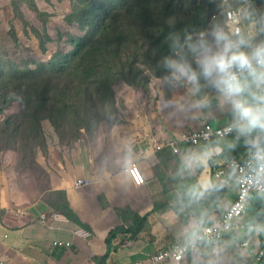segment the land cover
<instances>
[{
  "label": "crops",
  "instance_id": "1",
  "mask_svg": "<svg viewBox=\"0 0 264 264\" xmlns=\"http://www.w3.org/2000/svg\"><path fill=\"white\" fill-rule=\"evenodd\" d=\"M252 1V9L264 13V0ZM168 89V94L155 91L141 96L143 110L135 111L126 137L120 138L121 143L125 141L120 146L124 165L116 160L110 165L108 151L104 149L101 155L102 146L86 151L79 144L76 155L63 148L56 165L50 161L42 165L50 173L47 191L35 194L22 191L11 162L0 163V264H147L153 254L185 238L193 222H201L203 228L225 213L236 199L238 186L232 170L220 177L217 173L232 157H246L243 137L237 139L234 131L213 141L220 144L222 152L212 158L208 168L181 169L180 156L204 144H182L179 153L166 146L158 150L157 146L207 122L227 125L231 114L215 103L186 111L164 106L166 100L183 92L182 88ZM139 154L146 183L135 188L124 169ZM206 177L217 187L202 197H190V189ZM79 180L90 183L78 186ZM49 186L51 192L65 193L83 226L52 208L45 197ZM250 225L264 228V194L251 197L240 231L226 235L216 245L200 244L180 264H194V258L197 264H264V257L258 259L264 252V230ZM58 240L72 245L53 246Z\"/></svg>",
  "mask_w": 264,
  "mask_h": 264
},
{
  "label": "rangeland",
  "instance_id": "2",
  "mask_svg": "<svg viewBox=\"0 0 264 264\" xmlns=\"http://www.w3.org/2000/svg\"><path fill=\"white\" fill-rule=\"evenodd\" d=\"M96 1H99L96 5L98 12L104 0H0V129L5 126L3 121L9 116H15V119L20 121L18 115L21 107L15 99L16 91L19 88L29 91L26 85L33 80H19L27 75L28 70L37 68L33 79L38 81L45 77L46 72L52 70H62L63 75L75 80L82 78L80 71L71 75L75 72L74 69L77 70L78 64L77 61L72 63V58L79 44L89 41V36L99 33L93 12ZM107 1L109 3V0ZM199 2L201 3V0ZM187 3L192 4L191 0ZM156 4L159 9H163V0H116L115 8H110L113 11L125 9L133 12L137 20L142 22L144 14L150 13ZM179 10L180 16L187 13V10ZM173 11L177 13L175 9ZM216 14L221 18V12ZM204 16L202 14L200 17ZM175 19L176 15H173L170 21ZM210 22L192 30L206 29ZM139 33L140 30L138 37ZM120 37H129L128 30L118 31L104 43L113 44ZM96 50L97 47L95 52ZM136 50L137 47L133 43H124L119 52L121 58L116 60V64L122 67L132 59ZM135 64L139 71L136 79L135 72L132 74L128 67L124 74L115 70L113 75L108 76V82L113 89L110 92L112 96L102 94L105 90L100 87L101 83L98 81L92 80L84 95L81 94L83 90L77 93L73 90L75 84L68 94V101L74 107L82 105L78 117L73 110H69L67 115L61 114L63 117L55 122L48 118L42 119L44 141L41 136L38 142L22 145L24 141L18 134L9 139L0 137V163L8 165L11 162V169L16 170L18 185L22 191L35 194L47 191L46 181L49 182L50 173L45 172L42 165H46L48 161L56 165V162L60 161L59 153L62 154L60 150L63 148L76 155L79 144L85 147L86 151L94 145L102 146L104 148L101 155H104V149L108 151L110 165L115 163V160L124 165L125 156H120V146H123L125 141L121 143L120 138L126 137L128 132L125 130L129 127V121L135 111L143 110L141 96L147 97L155 91L169 93L168 87L160 82L163 75L160 69L145 64L141 55ZM84 82L81 79L77 86L82 87ZM53 94L59 98L66 93L55 91ZM15 119L12 118V122H15ZM13 128L14 126L10 125V130ZM134 139V136L130 139L132 143ZM6 168V171H9L10 168ZM49 190L50 186L45 197L50 201L56 195Z\"/></svg>",
  "mask_w": 264,
  "mask_h": 264
},
{
  "label": "clouds",
  "instance_id": "3",
  "mask_svg": "<svg viewBox=\"0 0 264 264\" xmlns=\"http://www.w3.org/2000/svg\"><path fill=\"white\" fill-rule=\"evenodd\" d=\"M165 42L167 53L157 61L163 70L160 82L183 92L166 100L164 106L186 111L215 103L220 110L227 109L231 121L223 131H235L237 139L243 137L247 151V159L242 165L234 163L230 174L239 168L248 187L264 193V13L257 14L250 0L235 5L221 0L220 19L214 17L202 30L170 31ZM221 152L218 142L185 151L180 156L181 169L208 168ZM216 187L206 177L190 189L189 196L199 198ZM250 228L264 230L258 225ZM185 239L186 247L195 250L205 239L201 222L189 226Z\"/></svg>",
  "mask_w": 264,
  "mask_h": 264
},
{
  "label": "trees",
  "instance_id": "4",
  "mask_svg": "<svg viewBox=\"0 0 264 264\" xmlns=\"http://www.w3.org/2000/svg\"><path fill=\"white\" fill-rule=\"evenodd\" d=\"M234 1L232 4L237 3ZM257 1L261 2L263 0ZM115 2L116 0H109V5L108 1L104 0L98 12H96V5L99 1H96L93 7L94 19L100 29L99 33L95 36H89V41L86 40L79 44L72 58V63L77 61L78 64L76 65L77 70L74 69L75 72L71 75H75L76 71H80L82 78L75 80L63 75L64 71L62 70H52L46 72L45 77L38 81L33 79L37 68L28 70L27 75L19 78V80H33L26 85L29 91L23 88H19L16 91L17 96L15 99L19 101L21 107L18 115L20 116V121H17L15 116H9L4 119L3 124L5 126L0 129V137L9 139L13 135L18 134L21 140L24 141L22 145L38 142L41 136L42 141H44L41 126L42 119L48 118L55 122L57 119L67 115L69 110H73L76 113V117H78V111L82 105L74 107L68 101V94H70L75 84L76 87L73 90H76V93L79 90H83L81 94L84 95V91L89 88L91 81H98L101 83L100 87L105 90L102 94L112 96L113 94L110 92L113 89L108 82V76L113 75L115 70L124 74L128 67L132 74L135 72L134 78L136 79L139 71L135 63L139 60L140 55L144 57L145 64L154 65L156 69H160L163 72L157 61L167 53L165 37L168 35L169 30H182L185 28L192 30L195 27L204 25L206 22H210L212 16L220 19L216 13L221 12V6L219 5L221 2L218 0H201V3L199 0H191L192 4H188V0H163V9H159L157 4L154 5L152 11L144 14V19L139 22L133 12H128L125 9L111 10L110 6L114 9ZM203 2H206V4H203ZM111 3H114V5ZM179 8L187 10V13L180 16L181 11ZM202 14L205 16L200 17ZM173 15H176V19L170 21ZM123 29L128 30L129 37H120L113 44L104 43ZM124 43H133L136 45L137 50L132 59L120 67L116 64V60L121 58L119 52ZM96 47L97 50L95 52ZM46 67L44 66V68ZM44 68H40V70H44ZM81 79L85 82L82 87H78L77 83ZM1 87L2 85L0 84ZM100 87L99 89H101ZM55 91L65 92L66 94L57 98L56 94H53ZM61 114L64 115L61 116ZM12 118L15 119V122H12ZM10 125L14 126L11 130ZM54 194L56 197L50 200L52 208L64 214L69 220L83 226V223L70 208L65 193L56 191ZM262 194L264 193H254L253 195L259 196ZM201 244L207 245L210 243L204 242Z\"/></svg>",
  "mask_w": 264,
  "mask_h": 264
},
{
  "label": "built area",
  "instance_id": "5",
  "mask_svg": "<svg viewBox=\"0 0 264 264\" xmlns=\"http://www.w3.org/2000/svg\"><path fill=\"white\" fill-rule=\"evenodd\" d=\"M221 2V0H218ZM233 0H230L232 3ZM250 4L253 1L250 0ZM235 5V4H234ZM227 125L217 126L210 122L204 123L200 128L187 131L180 134L178 138L169 139L164 144L157 146L158 150L164 148L163 146L170 147L174 153H179L180 146L182 144L191 145L197 147L201 144L210 143L216 140H222L230 136L233 132H224L223 129ZM143 157L139 154L136 156L134 161H131L124 169L125 175L131 186L138 188L146 183V178L140 167V161ZM245 158L232 157L227 160L225 166L221 167L218 171L217 176H223L228 170H232L233 164L242 165ZM235 181L238 186V193L233 204L228 207L225 213L215 222L203 227L205 239L200 241L197 246L201 243L208 242L210 244H218L226 235L237 233L240 231L244 224V217L246 216L250 199L254 193H259L255 189H250L248 185L240 178L241 172L239 168L236 170ZM90 181L79 180L78 186L89 184ZM210 229V231H208ZM71 242L54 241L53 246L58 247H70ZM247 245V244H246ZM196 246V248H197ZM193 249L186 247V239L183 238L175 242L172 246L161 250L150 257L147 264H180L185 258L192 252ZM264 257V252L259 253L258 259L261 260Z\"/></svg>",
  "mask_w": 264,
  "mask_h": 264
}]
</instances>
